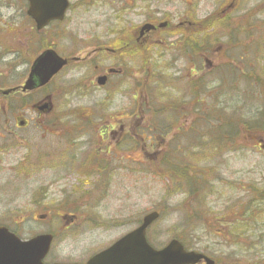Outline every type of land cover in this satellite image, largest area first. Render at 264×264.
<instances>
[{
    "label": "rangeland",
    "instance_id": "obj_1",
    "mask_svg": "<svg viewBox=\"0 0 264 264\" xmlns=\"http://www.w3.org/2000/svg\"><path fill=\"white\" fill-rule=\"evenodd\" d=\"M25 2L26 0H0L2 91L21 85L26 78L25 56H28L29 49L23 44L22 38L24 35L28 36L27 28L30 23L23 14L26 10ZM71 3V9L62 27L52 29L41 37L49 39L47 41L50 45L67 57H89L94 47L91 45L86 48L81 38L89 41L102 36L99 31L108 26L103 22L108 23V18H100L104 13L113 17L114 12L126 11L125 16L137 27L142 25L147 16L158 23L168 20L172 25L195 22V30L193 26L183 25L177 29L179 32L171 31L170 38L166 37L165 33L164 40L158 39L157 42L163 44L165 49L153 50V62L158 64L159 70H164L165 79V87L160 91L163 97L155 101L154 106L160 107L163 99L172 100L175 106L172 114L160 118L158 109L146 105L149 102V89L143 82L146 92H142L140 81L144 68L134 64H127L125 67L114 64V68H123L125 74L117 78L115 92L87 88L84 91L83 83L79 81L81 72L74 70L60 75L52 86L44 89L46 92L38 94L37 98L34 96L20 100L13 94L1 96L0 126L5 123L13 125L21 120L28 122L29 126L21 135L28 139H21L20 147L3 156L0 191H7L0 192V226L8 227L23 240L43 233H55L51 251L44 260L46 263L84 262L87 257L131 228H135L144 215L157 210L161 220L152 227V237L157 247L163 246L171 239L179 238L188 246V250L205 252L216 264H264V203L257 223L263 230L249 233L259 238L246 240L243 237L234 238V234L226 238V233L222 232L221 228L230 221H243L245 205L253 200L249 193L253 189H264V136L250 134L244 139H238V142L235 140L230 146L226 145L219 150L220 156H216L215 152H206L208 148L203 147L204 141L197 142L194 138L189 143V139H185L190 124L188 115L191 113V117L195 118L194 129L209 128L211 126H203L200 120L206 113L218 111L210 107L213 104L212 98L219 96L225 99L227 96L225 89L219 92L221 95L212 92L217 91L218 87L213 83L218 75L217 70L232 67L240 72L239 79H245V74H264V0H72ZM206 20L208 21L203 23ZM218 21L227 24L218 28ZM238 23H242L239 27L245 28L235 36L237 40L234 43L228 36L234 32L232 25ZM18 33L24 35L21 37ZM190 34L191 37L195 34V40L208 35L217 38L216 43L205 44L206 48H213L211 57L203 59L201 56L200 62L198 57H195V62L190 63L188 54L176 52L178 49L174 46L179 45L177 39L190 37ZM250 34L253 37H249ZM231 40L232 42L228 43ZM36 42L37 45L32 46L33 50L43 45L45 40L37 39ZM236 45L239 47H234ZM20 48H26L27 51L20 59H16L13 54ZM21 52L23 53V50ZM242 55L243 59L240 60ZM107 58L105 57L104 64H101L105 65L104 68L114 62ZM11 59L13 63H10ZM12 64L17 70L14 73L7 68V65L11 68ZM252 71L255 73H251ZM228 78L227 81L233 80L230 72ZM198 79L200 90L202 87L204 92L200 91L199 100L193 97L195 106L191 110L193 106L189 108L190 104L187 103L191 97L186 92V87L189 83L196 86ZM239 84L240 87L243 85ZM71 91H76V94L72 96ZM50 93H53L50 103L53 110L40 116L33 114L30 107L38 103L43 95ZM23 106L24 111H21ZM196 106L200 109L198 113ZM180 107L185 110L181 111ZM230 107H240L239 119L252 122L250 119L253 117L250 115L254 109H251V112L239 100ZM178 112L185 113V118L182 114L177 115ZM224 113L228 115L225 110ZM170 122L172 126L169 127ZM64 124L69 125V128L78 124L88 126V130L83 131L76 139V144L80 146V149H76L77 161L67 158L66 163L62 158L63 171L57 172L56 177L44 171L36 178L26 176L15 180L16 177L5 171L13 169V166L31 151L33 154L42 155L44 151L51 152L54 149L58 154L57 149H67L65 146H59V143V147H55V140L59 138L67 142L65 138L68 133L61 127ZM110 124L113 126L110 127ZM121 125H124L125 130H119ZM161 126L165 128L164 131L159 130L162 129ZM130 130L132 140H125L120 148L116 142L115 156L108 154V147L112 146L110 139ZM110 132L115 133V136H110ZM6 134L8 133L0 130V144L6 142L12 145L11 143L20 139ZM149 136L150 141H147ZM124 138L122 135L120 140ZM67 139L71 140L70 137ZM92 139L98 142L93 144ZM162 139H165V143L173 140L169 147L175 144L176 156L188 159L195 155L198 158L195 160L197 167L206 169L205 173H200L206 174L205 186L209 187L206 191L208 195L204 203L201 201L199 204L206 214L203 219L206 226L199 223H183L185 219L194 218L182 212L181 204L184 203L186 195L180 193L179 181L176 179L179 176L170 177L168 168L163 166L164 163L161 165L162 170L157 174L158 163L162 159V151L158 145L162 143ZM128 156L132 161L126 163L125 157ZM60 157L59 153L56 158ZM174 160L172 164L175 170L183 166V162ZM99 163H107L112 172L110 170L107 176L99 173ZM191 174L193 172L187 176ZM99 177L105 178L98 179ZM107 184L109 186L105 189ZM98 186L99 190L94 192L93 188ZM82 193L86 199L82 197ZM61 199L67 207L59 210L56 209L58 207L44 209L47 204H58ZM82 201H86L85 204H88L91 210H80L78 204ZM71 214L78 216L77 218L85 217V221L79 224L78 219L68 217ZM40 216H44V219L39 220ZM76 222L78 226L66 230V227ZM236 230L241 231V225Z\"/></svg>",
    "mask_w": 264,
    "mask_h": 264
},
{
    "label": "flooded vegetation",
    "instance_id": "obj_2",
    "mask_svg": "<svg viewBox=\"0 0 264 264\" xmlns=\"http://www.w3.org/2000/svg\"><path fill=\"white\" fill-rule=\"evenodd\" d=\"M115 14L113 15V17L109 14H102L100 15V18H108V23H106L105 21L104 24L108 26L102 27V31H99V33L102 36H97L95 38H93V40H86L85 38H81V42L82 44L87 48L91 45H93L94 50L89 54L88 58H76L73 56L67 57L64 56L62 53H60L59 51H57L56 47H53L50 45V43L47 41L49 39H42L41 37H43L45 34L49 33L52 29L53 30H57L60 29L62 27V25L66 22V18L64 21L62 22H52L50 23V25H48L47 27L41 29L40 31H37L33 22L29 19V17H27L26 13L24 12L23 14H25V19L29 21L30 25L27 28L28 31V36L22 34V33H18L21 37L22 35H24V37L22 38L23 44L27 47V49H29V54L27 57V60L25 62V70H26V78L24 79L23 83L21 85L12 87L10 89H14L15 91L11 94L14 95L15 98H18L20 100H25L26 98H34V96H36L35 98H37V96H39L38 94H41L42 92H46V89L48 86H52L51 84L56 81L60 75L64 74V72H72L74 70H77L79 72H81V77L80 80L83 83L82 89L85 91V89H90V90H102L105 91L106 89H108L109 92H115V87H116V83H117V78L122 77L124 74V70L122 69H117L114 68V64L118 66H123L125 67V65L127 64H131V65H149L152 64L153 61H155L154 59H152V55L153 53H147V51L149 50H154V51H158L159 49L164 50L165 46L160 45V43L158 42V39H163L164 40V34L166 33V37L170 38L172 34L171 31L173 32H179L177 29H179L181 26L183 25H187V26H193L194 30H195V22H193L192 24L190 23H186V22H182L179 23L178 25H172L170 23V21H166L163 23H158L157 21H153L149 18L151 17H146L145 20L143 21L142 25L137 27L133 25V22L129 21V17L125 16L126 11H117L114 12ZM129 13V12H127ZM130 15V13L128 14ZM166 24V26L163 27H159V25L161 24ZM186 23V24H184ZM153 25L155 28L149 31H144L142 30V27L145 25ZM110 25V26H109ZM4 34V32H3ZM161 35V37H160ZM191 37V34H190ZM192 38V37H191ZM193 38L195 39V34L193 36ZM37 39L41 40H45V42L47 43H43V45L39 46L36 49H32V46L37 45V42L35 43V41H37ZM180 38L177 39V41H179ZM1 41V38H0ZM19 44H21V41L18 40ZM165 44V43H164ZM180 42L178 46H174V48L180 50L183 47H185V44H183L182 46H180ZM40 45V42H39ZM49 50H54L57 54L60 55L61 58H63L64 60H66V64L60 69V71L47 83V85H45L44 87H38V88H34L31 91H27V92H23L21 90V88L23 87L25 81L27 80L30 71H31V66L34 62V60L36 59V57L41 53V51H44L46 49L42 50V47H46ZM179 47V48H177ZM38 49V50H37ZM23 50V53L21 52ZM37 50V51H36ZM41 50V51H40ZM26 48H20L18 49L13 55L16 59H20L22 57L23 54L26 53ZM39 51V52H38ZM107 56H110L107 58ZM192 56L195 57V54ZM190 57L189 62L190 63H194L195 62V58ZM105 57L107 59L110 58V61H114L111 64H109V67L104 68L105 65H101L104 64L103 61H105ZM148 57V58H146ZM147 59V60H146ZM207 59V56L204 58ZM10 63H13V59H11ZM91 64H93V68L91 69ZM13 65V64H12ZM8 70L11 73L16 72L17 70L15 69V65H13L10 68V65H7ZM11 69V70H10ZM56 79V80H55ZM145 82L147 81L146 79L144 80ZM20 82V81H19ZM44 90V91H42ZM72 92V96H74V94H76V91H71ZM68 94H70L69 92H67ZM10 95V94H8ZM6 95V96H8ZM1 96H5L4 94V90L2 91L0 89V97ZM194 95L192 93V100L190 102L189 108L191 110L194 109V103L195 100L193 99ZM14 98V99H15ZM40 98V97H39ZM53 100V93L50 94H46L43 95V97L40 98V101L38 103H36L35 105H32L31 111L33 114H36L38 116L40 115H44V112L50 113L53 108L50 106L51 101ZM193 101V102H192ZM84 109H87L85 107H83ZM15 109V108H14ZM158 109V116H165L166 114H172V110L173 108H171L168 103L166 102L165 99L162 100L160 107L157 108ZM156 109V110H157ZM22 111H24V106L21 108ZM181 111H184V109H180ZM184 115L185 118V113H180L178 112L177 115ZM193 116V115H192ZM189 119H190V124H189V130H192V132H194V126L196 124L195 122V118L191 117V113L188 115ZM161 122V121H160ZM23 124V126H18V124ZM19 123H14L13 125H8V124H4L1 125L0 130L7 132L8 134H6L7 136H12V137H20L19 140H16L14 143H11L12 145H8L6 142H3L0 144V166L3 163V156L6 153H11L13 151H15L16 147H20V145H22L21 139H24L25 141L28 138H23L21 137V135L24 134V130L27 129V127L29 126L28 122L21 120ZM161 125V124H160ZM69 125H62L61 127L63 128V131L67 134V137L65 138L67 140V142H63V139H57L55 140V147L58 148L59 146H65L67 149H57L58 152L60 153L61 157L60 158H56L58 156V154L55 152V150H51V152L48 151H44V154H33L32 151L28 154V156H25L24 158H21L19 160V162L17 164H15V166H13V169H9V170H5L7 172H10V174L12 175V177H26V176H30L31 178H36L39 176V174H41L42 172H48V173H52L55 177H56V173L59 171H63L62 167V158H64L65 162L67 163V158H69L70 160H75L77 161L78 159V155H77V151L76 149H80V146L77 145L76 143H78L76 141L77 137L81 136V134L83 133V131L88 130V126L85 124H78V125H74L73 127L69 128L67 127ZM110 127H112L113 125L110 124ZM172 126V123L170 122L169 127ZM64 127H67L66 129ZM162 129H159L160 131H164L165 128L161 126ZM67 130V131H66ZM70 130V131H68ZM120 131L125 130L124 125H121ZM129 130V129H128ZM174 131V129H172ZM112 132V131H111ZM110 132V136H115V133H111ZM161 134V133H160ZM124 136L125 138L123 140H120L121 136ZM164 136V135H163ZM70 137L71 140H68L67 138ZM150 136L148 137L147 141H150ZM7 139V138H6ZM5 139V140H6ZM96 139V138H95ZM95 139H92V143L94 144V142H98V140L96 141ZM132 140V130H130V132H124V133H120L118 135L117 138H112L110 139V146L112 144V146L109 148L108 147V154L112 155L113 157L115 156V152L117 150L116 148V142H117V147L120 148L121 145L125 142V140ZM173 139L175 140L176 138L173 137ZM177 141V140H176ZM113 142V143H112ZM173 140H169V142L165 143V139H162V143L160 145H158L159 150L162 151L160 154L162 156V159L160 160V163H158L159 165V170L158 173L162 170V166L164 163V167L166 166V162L168 160H174V155H175V144H173V147H169L170 143H172ZM59 143V146H58ZM169 147V148H168ZM193 150L195 149L194 146ZM65 151V153H64ZM55 152V153H54ZM112 159V158H111ZM112 161V160H111ZM125 161L126 163H128L129 161H132V159L128 156L125 157ZM172 161V162H173ZM93 162V161H92ZM3 167H0V169ZM127 164L125 165V169H127ZM77 169V168H76ZM112 169L108 166L107 163H99L98 164V171L99 173H101L102 175H109V171ZM0 172H2V170H0ZM77 172V171H75ZM100 178H105V177H99ZM57 184V183H56ZM102 183L100 182V187L103 189L102 187ZM109 186V184L106 185L105 189H107ZM2 187V186H0ZM94 192L99 190V186L98 187H94L93 188ZM1 192V191H0ZM82 197L84 196V193L81 194ZM86 201H82L81 204H78L79 209L80 210H84L86 208V210H91L90 207H88V204H85ZM32 205H36V203H32ZM48 207V209H52L55 207H58L56 209H63L65 207H67V204L63 202V199H61L58 204H53V203H49L46 205ZM71 219H78L77 222L79 224L83 223L85 221V217H81V218H77L78 216H75L74 214H71L68 216ZM77 222L74 225H70L68 227H66V230H71L75 225H77ZM134 228H131L129 231H127L126 233L122 234L121 236H119L118 238L114 239L113 241H111L108 245H106L105 247L99 249L97 252L93 253L91 256L87 257L86 260L84 262H70V263H78V264H87V262L94 257L95 255L100 254L101 252L105 251L106 249H108L109 247H111L114 243H116L118 240H120L125 234L129 233L130 231H132ZM53 237H55V233H53ZM207 257L210 258V256H208L207 254H205ZM50 264L55 263V262H49ZM199 264H203V262H200Z\"/></svg>",
    "mask_w": 264,
    "mask_h": 264
},
{
    "label": "trees",
    "instance_id": "obj_3",
    "mask_svg": "<svg viewBox=\"0 0 264 264\" xmlns=\"http://www.w3.org/2000/svg\"><path fill=\"white\" fill-rule=\"evenodd\" d=\"M207 21L208 20L204 21L203 23ZM225 24L227 23L222 21L221 22L218 21L216 23L218 28H222ZM239 25H242V23L232 25L234 32L232 34H229L228 36V38L233 39L234 43L235 40H237V38L235 39V36L238 35V33H240L242 30L244 31L245 28V27H239ZM249 37H253V35L250 34ZM179 42L184 43L185 47H183L180 50H177L176 51L177 53H184L185 55L188 54L187 57L189 59L192 56V54L193 55L195 54V57H198V62H200L201 56L203 59L206 56L207 58L211 57V51L213 50V48L211 49L206 48L205 44L216 43L217 38H215L213 35H208L204 38L201 37L198 38V40H195L193 37L192 38L187 37L184 39L180 38ZM231 42L232 40L229 41L228 43ZM237 45L234 47H239ZM46 48L47 46L42 47V50ZM147 53H153V51L149 50L147 51ZM192 57L195 58L194 56ZM242 57L243 55L240 56V60L243 59ZM141 67L144 68L143 78L140 80L141 88L143 90L142 92L144 93L146 92L143 89V82L144 84L146 83V86H148L149 89V94H148L149 102L146 103V105L157 109L158 107H155L154 103L155 101H158L163 97L161 96L163 95V93L162 92L160 93V91H162L165 87L164 86L165 79L163 78L164 70L163 69L159 70L160 67L156 62H152V64L144 65ZM222 69L223 71L221 72ZM140 71H142V69ZM228 72H230V76L233 80L227 81L229 79ZM251 73H255V72L252 71ZM217 74L218 75L213 81V83L219 87V91L217 87V91H212V92L221 95L219 92L225 89V94H227V96L225 99H223V97L219 98V96L218 97L215 96L214 98H212L213 104L210 107L213 109H218V111L217 110L210 111L206 113V115H204V117L200 120L203 126H207V127L211 126V127L209 128L203 127L204 129L196 128L194 129L195 130L194 132L188 129V134H186L185 139H189L188 141L189 143H191L192 139L194 138L196 139L197 142L204 141L203 147L208 148L206 152H210V153L215 152L214 154L216 156H220L221 152L219 150H221L222 147L226 145L230 146L235 140L236 142H238V139H244L245 137H248L250 134L264 136V74H254V75L245 74L246 75L245 79H239L240 72L232 69V67L221 68L217 70ZM145 79L147 80L146 82L144 81ZM199 83L200 80L198 79L196 82V86L195 84L193 85L189 83L188 86L186 87V92L188 93V95H190L191 99H192V93L194 95V98H196L197 100L201 98L200 91L204 92V90L202 87L200 90ZM239 83H243V85L241 84L240 87ZM253 96L255 97L253 98ZM191 99L190 101L187 102L188 104H190ZM165 100L169 101L168 105L171 108L175 106V103L171 102L172 100H168V99ZM238 100L241 101L243 105L247 107L249 110L254 109L253 114L250 115V117H253L250 119V121L252 122L248 123L247 121L239 119L240 107L239 108L230 107L233 106L235 102ZM224 110L228 115L224 113ZM199 111L200 109H198L196 106V113H198ZM200 122H198V124H200ZM226 125L228 127H226ZM174 159L183 162V166H181V168L178 167L177 170H175V166L172 164L173 160L171 161L168 160L166 164V167L168 168L169 171L168 175L172 178H176L177 175L179 176L176 179L179 181V185H180L179 189L181 191L180 193L186 195L184 203L181 204L182 212L183 214H188L190 217L194 218L190 220L185 219V222L183 223L185 224L199 223L203 226H206L205 221L203 220L206 214L203 213V209L199 206L201 201L204 203L208 195V194L206 195V191L208 190L209 187L205 186L206 174H202L205 173L206 169L197 167L195 160L197 161L198 158L195 157V155L188 159L184 158L183 156L174 155ZM192 172L193 174H191V176H187L188 173H192ZM249 195L253 196V200L250 201L248 205L247 204L245 205L243 221H230L227 225H223L221 227L223 229L222 232L226 233V238L232 236L233 234H234V238L243 237L246 240H253L259 238L254 236L255 234H249V233L257 230L258 231L263 230L257 225V223L259 221L258 217L260 211L263 208L262 204L264 203V189L262 190L253 189L249 193ZM195 218L197 220H195ZM160 220L161 217L152 226H155L157 223L160 222ZM240 225H241V231L236 230V228L239 229ZM148 235L149 238L153 241L154 238L152 237V228L149 230ZM177 240L180 241L186 249H188V246L182 240H180L179 238Z\"/></svg>",
    "mask_w": 264,
    "mask_h": 264
},
{
    "label": "water",
    "instance_id": "obj_4",
    "mask_svg": "<svg viewBox=\"0 0 264 264\" xmlns=\"http://www.w3.org/2000/svg\"><path fill=\"white\" fill-rule=\"evenodd\" d=\"M27 3L26 14L35 22L37 31L52 21H62L68 8V0H27ZM150 29L153 26L146 25L143 30ZM65 64L66 60L59 58L53 51H44L34 60L21 90L31 91L44 86ZM12 91L14 90L4 94ZM157 218V213L146 215L137 229L87 264H198L201 260L205 264H213L201 254L185 251L175 240L161 250L152 249L146 243L145 230ZM51 241V235H40L22 241L6 228L0 227V264H43Z\"/></svg>",
    "mask_w": 264,
    "mask_h": 264
}]
</instances>
